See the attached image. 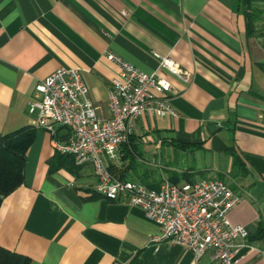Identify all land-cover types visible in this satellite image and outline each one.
<instances>
[{
	"label": "crops",
	"instance_id": "1",
	"mask_svg": "<svg viewBox=\"0 0 264 264\" xmlns=\"http://www.w3.org/2000/svg\"><path fill=\"white\" fill-rule=\"evenodd\" d=\"M252 5L264 32V0ZM263 40L259 31L248 32L243 0H0V138L36 129L24 182L0 206V244L32 264H129L136 255L142 264H223L211 258V248L197 256L173 241H150L158 223L140 206L97 194L91 164L51 170L53 134L37 127L38 111H30L37 82L61 66L78 67L99 114L108 117L119 70L113 52L165 75L178 115L142 114L111 163L124 178L155 189L175 175L223 179L242 196L231 221L245 225L251 243L264 249ZM156 54L175 60L189 80L160 68ZM67 131L60 130L61 140ZM163 149L170 157L159 163L145 157ZM177 149L193 156L186 169L171 160ZM198 153L212 163L198 166ZM222 156L230 157L225 167ZM238 264H264V254L248 250Z\"/></svg>",
	"mask_w": 264,
	"mask_h": 264
},
{
	"label": "built area",
	"instance_id": "2",
	"mask_svg": "<svg viewBox=\"0 0 264 264\" xmlns=\"http://www.w3.org/2000/svg\"><path fill=\"white\" fill-rule=\"evenodd\" d=\"M108 55L119 65L110 89V116L99 114L81 69L61 66L35 86L30 111H38L36 126L51 132L56 150L72 155L77 165H92L97 194L140 206L158 223L161 231L150 241H173L197 256L211 248V258L223 264L240 263L248 250L264 254L251 243L247 227L231 221L229 213L242 196L223 179H166L155 189L112 171L111 161L134 134L142 114L163 117L178 112L172 104L176 90L165 75L145 71L113 52ZM156 55L160 68L189 80L190 73L175 60ZM61 126L71 132L67 140L55 137Z\"/></svg>",
	"mask_w": 264,
	"mask_h": 264
},
{
	"label": "trees",
	"instance_id": "3",
	"mask_svg": "<svg viewBox=\"0 0 264 264\" xmlns=\"http://www.w3.org/2000/svg\"><path fill=\"white\" fill-rule=\"evenodd\" d=\"M254 0H243L245 10L248 18V32H258L264 37V32H261L258 21L261 17V12L255 8ZM264 46V40L262 41ZM264 69V65H263ZM66 129L61 126L57 130L56 138L61 139L60 130ZM68 130V129H67ZM67 133L71 134L70 130ZM36 136L35 127H23L15 131L5 133L0 138V206L3 199L11 194L24 182L25 168L27 164L28 151ZM122 152V151H121ZM240 160L236 157L234 167L240 170ZM72 163L77 166L72 155L57 151L55 156L50 160L51 170L58 169L59 167ZM80 166V165H79ZM111 169L114 173L118 174L121 178L124 176L120 173L115 164H111ZM172 181L179 182L180 178L175 175L172 176ZM260 235H263V225ZM0 264H32V259L25 254L11 250L10 248L0 244ZM129 264H142L139 255L133 257Z\"/></svg>",
	"mask_w": 264,
	"mask_h": 264
},
{
	"label": "rangeland",
	"instance_id": "4",
	"mask_svg": "<svg viewBox=\"0 0 264 264\" xmlns=\"http://www.w3.org/2000/svg\"><path fill=\"white\" fill-rule=\"evenodd\" d=\"M164 152V153H163ZM167 151L166 150H158V154L157 156H154L153 153H148L147 155H145L146 158H148L150 161L152 162H155V158L158 160V163L160 161V158L162 157V155H165L166 158L170 157L168 156V154L166 153ZM215 156V159H218L220 158L221 156L216 154L214 155ZM155 157V158H154ZM197 157L200 159L199 161H201L200 163L202 165H198V166H203L204 163H212V160L210 159V155L209 154H206L205 153H198L197 154ZM193 156L189 155V153H184L183 151L181 150H178L174 152H172L171 154V160L173 162H175V164L179 167V169H186V167H188V165L193 162ZM201 158H206V159H201ZM228 158H230L229 156H222V165L225 167L227 162H228ZM196 162V160H195ZM198 163V162H197ZM215 166V165H214ZM151 167L154 169V173L157 175L158 173H160V170L158 167L156 166H152Z\"/></svg>",
	"mask_w": 264,
	"mask_h": 264
}]
</instances>
